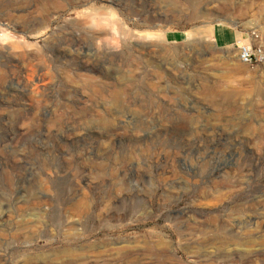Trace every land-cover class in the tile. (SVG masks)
Listing matches in <instances>:
<instances>
[{
	"label": "rangeland",
	"instance_id": "obj_1",
	"mask_svg": "<svg viewBox=\"0 0 264 264\" xmlns=\"http://www.w3.org/2000/svg\"><path fill=\"white\" fill-rule=\"evenodd\" d=\"M251 33L264 0H0V264H264Z\"/></svg>",
	"mask_w": 264,
	"mask_h": 264
},
{
	"label": "built area",
	"instance_id": "obj_2",
	"mask_svg": "<svg viewBox=\"0 0 264 264\" xmlns=\"http://www.w3.org/2000/svg\"><path fill=\"white\" fill-rule=\"evenodd\" d=\"M236 46L239 62L245 65H264V46L257 34L251 33L247 41H240Z\"/></svg>",
	"mask_w": 264,
	"mask_h": 264
},
{
	"label": "crops",
	"instance_id": "obj_3",
	"mask_svg": "<svg viewBox=\"0 0 264 264\" xmlns=\"http://www.w3.org/2000/svg\"><path fill=\"white\" fill-rule=\"evenodd\" d=\"M217 31H218V30H217ZM217 35H219V33H217ZM236 37H237V36H236V34H235V35H234V38H236ZM240 38H241V37H240ZM237 40H238V37H237ZM237 40H234V41L236 42V44H238L242 39H241L240 41H237Z\"/></svg>",
	"mask_w": 264,
	"mask_h": 264
},
{
	"label": "bare ground",
	"instance_id": "obj_4",
	"mask_svg": "<svg viewBox=\"0 0 264 264\" xmlns=\"http://www.w3.org/2000/svg\"><path fill=\"white\" fill-rule=\"evenodd\" d=\"M240 36V35H239ZM238 41V40H237ZM235 94V93H234Z\"/></svg>",
	"mask_w": 264,
	"mask_h": 264
}]
</instances>
